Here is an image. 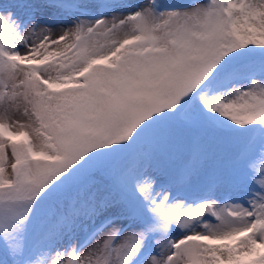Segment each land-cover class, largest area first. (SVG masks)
<instances>
[{
	"label": "snow or ice",
	"instance_id": "1",
	"mask_svg": "<svg viewBox=\"0 0 264 264\" xmlns=\"http://www.w3.org/2000/svg\"><path fill=\"white\" fill-rule=\"evenodd\" d=\"M0 264H264V0L0 4Z\"/></svg>",
	"mask_w": 264,
	"mask_h": 264
},
{
	"label": "rangeland",
	"instance_id": "2",
	"mask_svg": "<svg viewBox=\"0 0 264 264\" xmlns=\"http://www.w3.org/2000/svg\"><path fill=\"white\" fill-rule=\"evenodd\" d=\"M10 2H11V0H0V4H6V3H10ZM88 2L92 3V4H98V3L104 2V0H88ZM121 2L125 3V4H135V5H139L141 7L147 6V5L154 2L157 5L171 7V6H180V5L197 4V3L202 4V3H206L207 0H121ZM113 14L114 13H112V12H107L108 18L111 19ZM68 18L70 19L71 17L69 16ZM61 19H63V17H61ZM63 26L64 25L58 24V23L51 24V27L53 29V33L57 34L59 32V30L61 29V27H63ZM102 236H103V234H101L100 237H97V239H101ZM93 243H95V241ZM89 247H91V245H89ZM86 253H87V248H83L80 251V256L83 257L84 255H86ZM34 259L44 260V259H46V257L41 255V253H37L36 256L34 257Z\"/></svg>",
	"mask_w": 264,
	"mask_h": 264
}]
</instances>
